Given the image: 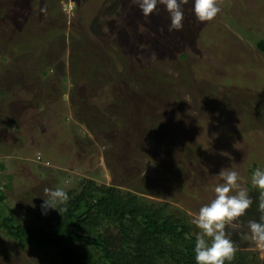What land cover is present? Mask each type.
Instances as JSON below:
<instances>
[{
    "label": "rangeland",
    "instance_id": "obj_1",
    "mask_svg": "<svg viewBox=\"0 0 264 264\" xmlns=\"http://www.w3.org/2000/svg\"><path fill=\"white\" fill-rule=\"evenodd\" d=\"M218 3L211 21L185 5L183 28L169 31L163 6L144 17L132 0H0V154L14 181L4 189L0 177V189L16 219L47 225L44 188L92 179L142 185L190 223L215 174L234 168L252 204L226 232L264 264V245L244 235L264 214L251 183L264 167V0ZM53 263V250L0 234V264Z\"/></svg>",
    "mask_w": 264,
    "mask_h": 264
},
{
    "label": "trees",
    "instance_id": "obj_2",
    "mask_svg": "<svg viewBox=\"0 0 264 264\" xmlns=\"http://www.w3.org/2000/svg\"><path fill=\"white\" fill-rule=\"evenodd\" d=\"M255 46L264 55V38ZM174 53L185 56L182 49ZM168 134L173 137L174 131ZM7 168L8 159L0 154L3 187L12 189L11 175L4 174ZM79 183L76 189H64L69 200L58 211L53 209L52 222L38 226L16 219L0 189V234L8 236L15 249L53 250V264H195V232L169 210L167 201L148 198L142 185L124 189L92 179ZM244 256L235 251L226 264H251Z\"/></svg>",
    "mask_w": 264,
    "mask_h": 264
},
{
    "label": "clouds",
    "instance_id": "obj_3",
    "mask_svg": "<svg viewBox=\"0 0 264 264\" xmlns=\"http://www.w3.org/2000/svg\"><path fill=\"white\" fill-rule=\"evenodd\" d=\"M144 17L153 14L158 6H163L169 16V31L181 30L184 26V6L191 4L192 13L198 21H211L221 11L218 0H132ZM221 182L213 188L214 196L201 205L197 212L190 214V223L195 226L194 259L195 264H226L236 251L231 233L226 227L238 229L239 218L252 204L245 188L241 187L240 176L234 168L220 169L217 174ZM251 183L260 190L258 208L264 210V167H256L251 174ZM45 196L40 205L41 214L50 209L57 210L69 200L62 187L44 188ZM248 233L244 235L258 245H264V214L259 220L247 222Z\"/></svg>",
    "mask_w": 264,
    "mask_h": 264
}]
</instances>
